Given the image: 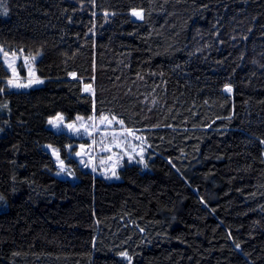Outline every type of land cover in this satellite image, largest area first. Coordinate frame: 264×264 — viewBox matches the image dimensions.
<instances>
[{
	"label": "trees",
	"instance_id": "trees-1",
	"mask_svg": "<svg viewBox=\"0 0 264 264\" xmlns=\"http://www.w3.org/2000/svg\"><path fill=\"white\" fill-rule=\"evenodd\" d=\"M1 1L0 55L42 84L7 90L0 60V264H264V0ZM92 114L144 135L148 170L67 160L49 119Z\"/></svg>",
	"mask_w": 264,
	"mask_h": 264
},
{
	"label": "rangeland",
	"instance_id": "rangeland-1",
	"mask_svg": "<svg viewBox=\"0 0 264 264\" xmlns=\"http://www.w3.org/2000/svg\"><path fill=\"white\" fill-rule=\"evenodd\" d=\"M3 7L4 3L0 0V10ZM133 17L141 18L134 15ZM37 58L23 53H1V63L9 72L8 79L4 81L7 90L27 91L42 84L35 72ZM19 66L24 70L25 76L20 75ZM9 80L13 81V85L21 86H10ZM83 91L91 93L89 87H84ZM48 128L70 140L63 150L67 160H72L76 166L94 176L116 182L120 179L119 171L126 165H137L143 171L148 170L150 147L144 135L127 129L116 117L109 114H92L88 118L76 117L72 121H67L62 115H56L49 119ZM43 148L54 159V175L72 183L77 182L74 165L61 157L60 150L50 146ZM7 209V203L0 196V212Z\"/></svg>",
	"mask_w": 264,
	"mask_h": 264
},
{
	"label": "snow or ice",
	"instance_id": "snow-or-ice-1",
	"mask_svg": "<svg viewBox=\"0 0 264 264\" xmlns=\"http://www.w3.org/2000/svg\"><path fill=\"white\" fill-rule=\"evenodd\" d=\"M3 14H4V15H7V10H5ZM132 14H133L134 16H137V17H140V15H141L139 12H136V11H133ZM36 82L39 83V81H36ZM8 84H9L10 86H21V85H13V81H12V80H9V81H8ZM225 91H227V92H231V88H226ZM50 123H52V121H50Z\"/></svg>",
	"mask_w": 264,
	"mask_h": 264
}]
</instances>
